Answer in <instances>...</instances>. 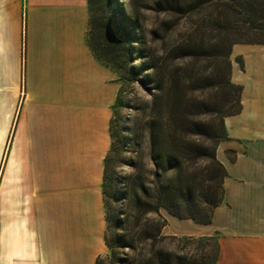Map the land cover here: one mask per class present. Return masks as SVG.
<instances>
[{
    "label": "crops",
    "instance_id": "crops-1",
    "mask_svg": "<svg viewBox=\"0 0 264 264\" xmlns=\"http://www.w3.org/2000/svg\"><path fill=\"white\" fill-rule=\"evenodd\" d=\"M90 22L89 0H0V93L14 95L2 107L0 264H97L107 249L103 179L122 83L90 47ZM232 54L242 111L218 147L224 201L208 224L168 213L164 233L217 235L216 264H264V44Z\"/></svg>",
    "mask_w": 264,
    "mask_h": 264
},
{
    "label": "trees",
    "instance_id": "trees-1",
    "mask_svg": "<svg viewBox=\"0 0 264 264\" xmlns=\"http://www.w3.org/2000/svg\"><path fill=\"white\" fill-rule=\"evenodd\" d=\"M102 1L89 0L88 42L96 57L118 74L122 85L114 104L103 179L107 262L100 255L97 264H216L218 236L164 235L167 220L161 209L180 219L208 224L224 201L228 171L218 158V147L229 138L226 117L242 111L243 92V86L232 79L231 56L238 43L264 44V0L155 1L154 10L175 19L173 28L184 18L196 17L194 35L173 48L176 57L194 62L188 79L179 70H163L155 59L133 64L135 55L147 57L137 34L139 21L127 17L119 6ZM239 62L243 67L242 59ZM196 63H202V69L196 70ZM128 81L150 83L153 88L149 113L136 133L138 145L144 131L148 135L155 167L150 184L142 174L126 176L127 184H116V166H138L135 160L124 158L122 145L130 141L113 126ZM200 161L209 165L192 177L188 168ZM168 238L182 243L184 249L194 248L174 250L164 245Z\"/></svg>",
    "mask_w": 264,
    "mask_h": 264
},
{
    "label": "rangeland",
    "instance_id": "rangeland-1",
    "mask_svg": "<svg viewBox=\"0 0 264 264\" xmlns=\"http://www.w3.org/2000/svg\"><path fill=\"white\" fill-rule=\"evenodd\" d=\"M99 3L101 0H97ZM104 2L109 1L112 6H119L122 8L123 13L132 18L133 20L138 19L140 28L137 29V34L141 37L142 47L144 48V54L147 57L139 58L135 55V61L133 64H140L144 60L155 59L162 67L163 70L168 71L169 69L179 70L182 76H186L188 79V70L193 68L194 62L192 59H182L176 57L173 53V48L181 42L187 41L192 35H194V30L196 27V17L184 18L176 26L175 19L166 12H159L153 9L156 0H103ZM102 1V3H103ZM122 20V16L118 17ZM133 28V27H132ZM90 32L88 33L89 37ZM98 51L96 43L95 45ZM139 46V45H138ZM233 53V52H232ZM233 60V54L231 56ZM241 58H238L240 61ZM196 70L202 69V63H196ZM190 86L186 89L189 90ZM153 88L152 85L146 84L142 85L137 81H128L125 84L124 90L121 94L120 102L117 105L115 119H114V129L117 128L121 130L120 135L124 136L129 143H124L122 146V154L127 162L130 160H135L138 166L133 167L129 164H123L116 166L114 172L116 174L117 183L116 184H127L126 176L130 175H140L142 174L149 183L154 178L153 171L154 165L150 157L149 151V139L147 133L144 131V138L140 140V144H136V133L141 132V126L146 120V116L149 113V107L151 105ZM3 94L0 93V181L2 175V166L4 161V154L6 148V123L2 116L3 101L10 102L12 106L14 102L13 94ZM12 109V108H11ZM208 163L204 161L198 162L196 165L188 168L192 172V177L199 174L203 169L208 167ZM124 178V179H123ZM150 184V183H149ZM168 211L166 209H161V214L167 220ZM168 222V221H167ZM204 224V223H203ZM167 225V223H166ZM165 225V226H166ZM167 236H201V235H169ZM164 245L172 248L174 250L180 249L188 251L194 248V245L187 246L184 249L182 243H178L177 240L168 238L165 240ZM108 253V248L105 252L101 254L104 258ZM104 262H107L104 258Z\"/></svg>",
    "mask_w": 264,
    "mask_h": 264
}]
</instances>
